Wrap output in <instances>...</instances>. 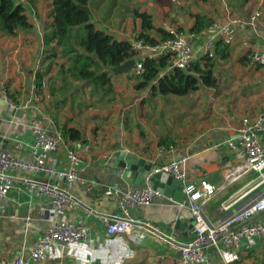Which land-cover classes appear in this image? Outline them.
Listing matches in <instances>:
<instances>
[{"label":"crops","instance_id":"obj_1","mask_svg":"<svg viewBox=\"0 0 264 264\" xmlns=\"http://www.w3.org/2000/svg\"><path fill=\"white\" fill-rule=\"evenodd\" d=\"M21 2L33 27L30 30H20L16 36H8L0 31V91L5 89L15 100L14 102L10 98L11 101L16 104L13 106L0 99V148L20 160L32 161L30 146L34 136L29 123L37 118L35 114H39L43 104L52 96L44 86L42 97L38 101L34 100L35 73L43 71L45 83L54 77L50 63L53 58L50 59V52L43 45L44 34L52 21L51 1ZM129 3L134 10L149 13L155 28L166 31L190 32L197 13L204 14L213 21L241 22L234 41L228 45V55L219 57L215 52L213 73L217 85L209 87L200 84L195 96L197 100L181 104L192 110L193 115L199 119L198 123L195 121L186 130L174 132L173 129L167 131L170 128L167 119V128L164 130L159 123H155V118L148 121L134 118L132 129L125 126L122 128L121 122L118 124L113 121L110 129L108 126L104 130L103 125L95 131L98 122L92 112H89V107L83 109L82 115L71 113L69 116L67 113L69 120H75L69 121V124L80 128L83 133V140L77 142V145H89L88 150H82L87 166L78 175L85 184H91L93 188L87 191L84 184L74 185L70 190L80 204L67 211L66 218L58 217V221L63 223L66 219L87 226L88 239L85 244H57L41 262L31 260L30 251L50 225L43 216L48 202L46 198L30 192L21 182H15L7 198L0 200V260H11L21 255L27 260V264H177L179 253L165 243L149 238L133 241L126 234L110 235L106 232L100 214L118 212L119 206L118 197L105 194V189L111 187L123 192L128 188L140 187L146 175L141 172L135 174L126 167L117 166L114 156L116 150L133 152L152 166L172 157L171 154L158 157L156 152L159 146H174L175 157L187 155V179L193 182L207 179L217 188L205 203V213L211 222H217L223 217L225 212L222 204H231L229 210L234 211L264 191V170L259 174L256 170L248 169L243 165V149H232L227 145V140L234 137L243 126L244 119L253 123L264 118V66L253 63L250 58L253 50L264 51V0H129ZM257 9L261 11V15L251 24L250 16ZM91 18L90 12V21L97 29L119 40L129 41L140 31V19L137 17H128L126 21H122L119 17L113 18L110 15L107 23ZM246 24H251L252 27L249 28ZM151 34L158 38L155 30ZM207 37L208 33L204 30L191 38V42L198 49ZM199 57L196 53L194 59ZM131 82L134 83L133 80ZM51 85L54 89L61 85L57 75ZM130 87L122 91L132 98L128 106H137L147 94H153L149 87L141 91H137L132 83ZM137 92L140 94L136 95ZM166 97L167 95H154L153 100L156 104H161ZM128 106L125 103L122 110ZM19 108L21 112L16 116ZM140 126L144 130L142 135L138 129ZM110 131L113 132L108 133ZM258 137L264 146V134H259ZM161 140L167 144L160 145ZM66 142L73 146L76 144ZM48 163L57 168L66 166L64 146L60 145L49 153ZM119 172L123 174L119 175ZM213 174L216 176L211 181ZM29 175L46 178L40 172ZM150 183L153 186L151 180ZM156 189L161 195L155 196L150 205L131 208V216L154 225L178 240L190 239L193 236V221L184 184L181 183L178 187L171 184L168 193ZM85 207L95 213L89 212ZM176 220H180V225L174 228ZM256 220L264 222V214ZM88 252H92V255ZM204 255L205 261L198 264H264V236L255 237L251 243L245 240L235 250L221 245L209 246L204 248Z\"/></svg>","mask_w":264,"mask_h":264},{"label":"built area","instance_id":"obj_2","mask_svg":"<svg viewBox=\"0 0 264 264\" xmlns=\"http://www.w3.org/2000/svg\"><path fill=\"white\" fill-rule=\"evenodd\" d=\"M21 1V0H20ZM261 11L255 10L250 16L249 22L254 24L260 17ZM239 20L232 22L213 21L205 30L208 37L196 49L191 38L197 33L183 30H169L171 36L159 40L156 43L146 42L142 38L134 37L129 40L132 57L135 60L134 74L143 72L142 61L145 58H156L162 55L169 56L170 68L177 67L186 69L190 61L198 53L208 58L215 57V44L218 40L230 45L235 39ZM42 38V33L39 31ZM244 44H246L244 42ZM251 61L264 66V51L253 50L250 54ZM169 68V69H170ZM45 82L42 87H44ZM0 99L14 104L5 89L0 91ZM40 96L35 94L34 100ZM25 106H28L26 104ZM39 117L33 118L29 127L33 134V142L30 146L32 161H24L14 157L11 153L0 148V200L7 198L8 192L15 182H21L30 192L47 199V208L43 214L44 219L50 222L49 227L35 243L29 253V258L41 262L57 244L74 245L85 244L89 230L85 225H78L70 221L63 223L58 217H65L67 211L74 209L80 202L71 193V188L78 184H84V188L90 191L93 186L85 184L78 172L87 166L82 155V150L89 148L88 144L78 143L73 146L68 144L62 130L52 124L48 115L39 110ZM259 134H264V118L253 123L244 119L243 126L234 137L227 140V145L232 148H242L244 151L243 165L248 169L256 170L261 174L264 168V146L259 140ZM60 145L65 148L66 166L57 168L48 163L49 153L56 150ZM174 146H159L156 155L162 157L170 155L171 158L160 164H153L152 171L144 176L140 187L128 188L123 192L107 187L105 194L118 197V212L112 214H100L105 230L110 235L126 234L133 241H142L144 238L158 240L167 244L172 250L179 253L177 264H198L205 261L204 248L219 245L231 249L239 248L246 240L252 242L257 236H264V222L256 218L264 214V191L253 199L244 202L234 211H230L231 204H222L224 215L217 222H211L205 213V203L217 191L213 183L207 179L193 182L187 179L185 165L187 155L174 156ZM163 171L174 178L181 179L184 184L190 217L193 219V236L188 240H178L154 225L131 216L130 210L136 206L150 205L155 196L161 192L150 183L153 172ZM40 172L46 178L40 179L29 174ZM123 172H119L122 175ZM64 180V182H63ZM87 208V207H85ZM88 209V208H87ZM89 212L95 213L88 209ZM99 215V214H98ZM92 252H88L89 255ZM0 264H27L21 255L11 260L1 259Z\"/></svg>","mask_w":264,"mask_h":264},{"label":"trees","instance_id":"obj_3","mask_svg":"<svg viewBox=\"0 0 264 264\" xmlns=\"http://www.w3.org/2000/svg\"><path fill=\"white\" fill-rule=\"evenodd\" d=\"M52 21L43 37V45L49 56L64 60L59 64L58 73L72 81H85L97 89L110 93L112 89L109 67L117 66L132 57L128 40L116 39L113 35L97 29L90 21L89 0H50ZM26 8L20 0H0V31L8 36H16L20 30H30L33 25L26 14ZM134 15L140 19V31L135 36L146 42L156 43L171 36L163 28H155L152 16L146 11L135 10ZM190 32L201 33L213 19L204 14H195ZM155 30L158 38L151 34ZM53 43L54 46H51ZM215 52L219 57L229 53L227 44L218 40ZM215 57L200 56L190 61L186 69L169 66V56L145 58L142 61L143 72L133 74L134 88L149 87L153 94L185 95L199 87L200 84L215 87L217 79L213 73ZM164 71L163 73H161ZM45 73H35V93L41 96ZM8 96L15 102L14 98ZM65 141L80 142L83 133L73 126H62ZM160 145L167 144L160 141Z\"/></svg>","mask_w":264,"mask_h":264},{"label":"rangeland","instance_id":"obj_4","mask_svg":"<svg viewBox=\"0 0 264 264\" xmlns=\"http://www.w3.org/2000/svg\"><path fill=\"white\" fill-rule=\"evenodd\" d=\"M88 8L92 15L91 19H99L105 23L109 22L110 15L113 18L119 17L122 21H126L128 17H136L134 15L136 9L131 8L129 0H89ZM62 61L64 60L54 57L50 62L54 77L47 80L44 86H46L45 88L50 91L52 96L48 98L42 107V111L48 115L52 124L58 128L63 125L71 126L69 121H75L73 118L69 120L67 113L69 116H71V113L73 115H82L83 109L87 107H89V112H92L96 122H98L94 128L95 131L98 130L97 127L101 128L103 125L104 130L108 126L110 129L113 121L118 124L121 122L122 128L125 126L127 129H132L135 124L134 118H141L146 121L155 118V123H159L161 129L164 130L167 128L165 125V120L167 119L170 124V128L167 131L173 129L174 132L179 129L186 130L188 125L195 123V121L198 123L199 119L193 115L192 110L181 105L189 100H197L195 96L198 88L181 96L169 94L163 99L164 102H161V104H156V101L153 100L154 95H159L158 93L147 94L143 99L144 101L137 105L138 107L136 105L128 106L132 98L128 93H122V91L125 88L128 90L131 83L134 87L133 71L121 74L111 72L110 77L113 86L111 92L107 93L89 83L87 84L85 81H72L70 78H64L63 81L61 76L64 77V75L58 73V66ZM56 75L58 83L61 85L54 89L51 84L54 82V78L56 79ZM130 89L132 88L130 87ZM136 90L141 91L140 89ZM139 94L140 92L136 93V95ZM171 97L175 99L173 100ZM44 99H47V96H44ZM125 103L128 107L122 110V106ZM73 107L74 110L72 109ZM123 118L125 121H123ZM138 129L140 135H142L144 133L142 126Z\"/></svg>","mask_w":264,"mask_h":264},{"label":"water","instance_id":"obj_5","mask_svg":"<svg viewBox=\"0 0 264 264\" xmlns=\"http://www.w3.org/2000/svg\"><path fill=\"white\" fill-rule=\"evenodd\" d=\"M245 25V24H243ZM248 25L249 28H251V24H246ZM135 67V60L133 58H129L125 60L123 63L114 66V67H109L108 70L111 71L112 73L115 74H121V73H128L132 72ZM170 68V65L168 66L167 70ZM162 71L161 73H163ZM26 110H30V108H26ZM21 112V109L16 110V116H19V113ZM38 113V110H36ZM36 117H39L38 114H35ZM115 156V164L120 167H126L129 170H132L136 173H150L152 171V165L148 162L145 161L143 158H138L133 152L127 151L126 149H121V150H116L114 152ZM216 174H213L210 178L212 181ZM150 180L153 183L154 188H159L162 189L165 193H168L171 184L175 187H178L182 182L181 179L174 178L170 174L163 172V171H158V172H153L150 176ZM185 220V219H184ZM193 221V219L191 218ZM180 220H176L174 222V228L179 227Z\"/></svg>","mask_w":264,"mask_h":264}]
</instances>
